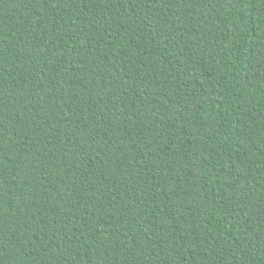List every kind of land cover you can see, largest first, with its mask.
<instances>
[{
  "label": "trees",
  "instance_id": "obj_1",
  "mask_svg": "<svg viewBox=\"0 0 264 264\" xmlns=\"http://www.w3.org/2000/svg\"><path fill=\"white\" fill-rule=\"evenodd\" d=\"M0 264H264V0H0Z\"/></svg>",
  "mask_w": 264,
  "mask_h": 264
}]
</instances>
